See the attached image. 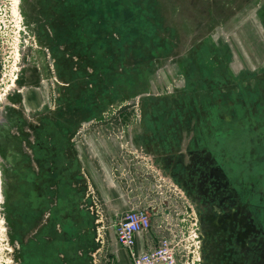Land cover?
<instances>
[{"label":"flooded vegetation","instance_id":"1","mask_svg":"<svg viewBox=\"0 0 264 264\" xmlns=\"http://www.w3.org/2000/svg\"><path fill=\"white\" fill-rule=\"evenodd\" d=\"M117 1L110 0L112 7L106 14L102 0H21L25 33L34 42L29 49L45 51L53 102L42 103L38 110L24 107L26 86L42 92L38 83L45 82L33 57L28 80L17 74V88L14 84L0 106V189L5 193L3 217L14 262L18 258L16 244L25 253L32 252L35 228L45 226L48 238L50 220L46 214L50 212L44 200H49L52 159L67 152L65 147L54 153L52 139L65 138L77 125L75 135L82 125L100 121L101 114L117 103L82 120L84 113L99 106L84 99L82 70L95 73L99 68L93 65L105 47L101 43L105 29L99 31V24L114 21L120 12H113ZM119 4L126 5V0ZM164 26L173 36V45L163 57L153 59L155 70L147 76L146 87L140 88L146 78L143 75L124 99L138 103L141 129L138 138L133 136L134 145L187 202L194 264H264V77L259 78L257 68L249 70L255 75L249 92L243 79L247 73L243 70L248 69L243 65L234 70L233 46L214 48L220 72L188 57L181 62L177 55L180 35L173 27ZM237 42L233 48L236 54L243 50ZM109 47L115 49L114 43ZM255 48L253 45L252 50ZM168 61L176 66L180 80ZM254 65L259 67V59ZM167 76L171 78L167 80ZM155 83L166 90H157ZM135 167L140 171L143 165ZM148 180L147 175L140 181L132 179L131 187L151 208L149 193L154 186L148 185Z\"/></svg>","mask_w":264,"mask_h":264},{"label":"rangeland","instance_id":"2","mask_svg":"<svg viewBox=\"0 0 264 264\" xmlns=\"http://www.w3.org/2000/svg\"><path fill=\"white\" fill-rule=\"evenodd\" d=\"M156 1L162 9L165 24L173 27L177 34L180 35V37H178L180 40L177 55L181 62L184 63L185 59L188 57L190 60L193 59L194 62L202 61L204 63L203 65H206L205 68L208 67L212 71L220 72V58L215 56L214 51L220 49L219 44L226 45L227 49L230 48V46L235 48L236 43L234 42L238 41L237 43L243 50H238L236 54V51L232 48V56L233 52L235 54L233 56L234 60L232 59L234 70L238 71L243 65L244 68L248 69L247 71L243 70L247 72L244 73L246 76H244L243 79L246 82V88L249 92V88L255 85V81L253 80L255 78H252L255 77V75H252V73L250 74L249 70L257 68L260 74L259 78L261 77L262 79L264 77V74H262L264 73V0ZM20 4L21 0H0V106L4 102V98L7 96L6 94H9L17 86V83L15 84L17 74L20 73L19 76L22 77L23 80H28L29 73H32V71L29 72V69H31L33 65L34 57L43 70L42 73L45 82L41 83V80H39L40 82L38 83L40 85L38 87L43 89V91L38 92L35 90L36 88L30 89L29 86H26V90L23 92L22 96L25 99L23 104L25 109L27 108L26 110H32L33 108H37L36 110H38L44 102L52 105L53 96L51 93L50 76H46L48 72H45V69L48 71L45 51L38 48L29 49V45H34V42L30 39L28 33H25L26 30ZM241 27L243 30L240 32ZM234 33H238L236 39L233 36ZM233 37L235 40L232 39ZM228 40H230V42H227ZM252 41L253 44H251ZM200 42L202 43L200 44ZM253 45L254 47L256 46L255 51L252 50ZM247 47L251 48L247 50ZM23 48H25V50ZM222 48L223 47H221V49ZM258 59L259 67L254 65ZM166 64L175 69V78L180 80V74H178V70L176 71L174 63L168 61ZM170 73H173V71H170ZM248 77L252 79L247 80ZM170 78L171 77L167 76V79ZM20 83L22 87L24 83L21 81ZM14 84L15 87H13ZM262 85L260 81V86ZM165 90L166 89H163L162 91ZM137 105L138 103L136 100L126 99V101L122 100L117 102L112 108L107 109L105 113L101 114V116L103 115L101 119L103 124L100 126L103 127V130H109L111 138L122 134V132L125 134H123L125 139H128L129 134H132L131 136H137L136 138H138L141 126L138 121L139 112L136 107ZM129 110L131 114H128ZM125 114L126 117H124ZM130 115H132L131 120L129 118ZM93 126L92 124L90 127ZM82 128L86 129L88 127L79 128L73 136L75 142L77 140L79 141L77 137L79 133H81ZM85 131H89L93 136H97L98 133L96 127L86 129ZM119 157L125 158L130 161V163L134 161L133 164L138 162V164H140L141 162V159L135 158L134 155L127 153L125 148L121 147L115 154V158ZM144 172L145 170L142 171V173ZM149 172H151V170H149ZM5 206V193L3 191L2 194V189H0V264H14L12 258V245L9 240H7V223L3 217V214H5ZM178 207H180V210H178V212H180L179 216H173L172 212L174 208L169 207V209L167 208L163 213V220L165 219V215H172L173 219L176 220V224L169 225L172 229V231L168 230L169 234L175 235L177 237L176 243L178 246L183 250H187L186 247L190 246L193 233L185 208L187 207V203L183 197L178 199ZM121 216L122 212L120 211V213L117 214L116 222Z\"/></svg>","mask_w":264,"mask_h":264},{"label":"crops","instance_id":"3","mask_svg":"<svg viewBox=\"0 0 264 264\" xmlns=\"http://www.w3.org/2000/svg\"><path fill=\"white\" fill-rule=\"evenodd\" d=\"M157 77L156 74L154 78L157 80ZM156 85L157 90L163 89L164 85L159 83ZM129 113L131 114V111H128ZM129 118L131 120L132 115ZM92 124L94 126L90 127ZM101 124L103 121L100 120L81 126L88 127L86 129L96 127L97 136H93L89 131H85V128H82L77 137L78 142L74 141V137L71 138L79 162V175L84 181V189L73 203L61 202L59 204V207L62 208L60 210L65 211L63 215L60 214V218L55 217L57 211L52 213L51 244L37 248L32 241V252L29 253H25L24 249L20 247L21 245L16 244L18 258L14 264L130 263L129 251L122 248L116 241L114 227L117 214L120 211L123 214L128 209L145 206L144 203L147 199L140 196L136 188L131 187V181L132 179L134 182L140 181L145 174H148L149 168L154 173L158 172L149 166L148 157L134 145L132 134H129L128 139L124 138L123 132L111 138L109 130H103ZM117 147L125 148L127 153L141 159L140 164L143 165L145 172L136 170L134 161L130 163L123 157L115 158L119 149ZM128 178L131 181L127 180ZM62 192L63 189L59 186L57 190L59 196L62 195ZM165 210L163 208L154 212L151 215V228L136 235L134 246L136 254L151 250L160 238L170 236L168 230L171 228L168 222L164 224L162 220ZM48 215L47 213L46 218Z\"/></svg>","mask_w":264,"mask_h":264},{"label":"trees","instance_id":"4","mask_svg":"<svg viewBox=\"0 0 264 264\" xmlns=\"http://www.w3.org/2000/svg\"><path fill=\"white\" fill-rule=\"evenodd\" d=\"M102 1L106 2L104 7L106 14H108L107 9L112 7L110 0ZM123 1L118 0L113 8V12L120 10V12H117L118 15L113 16V22H100L99 24V31L105 29V35L101 37V43L105 47L101 48L99 59L93 61V65L99 68L94 70L95 73H88L85 69L82 70L84 99L90 104L94 102L99 105L97 106L98 110L95 108L84 113L82 120L88 119L97 113L100 114L109 104L124 100L133 92V88L143 80V75L146 78L140 88H145L148 81L147 76L155 70L153 59L163 57V53L173 45V36L165 32V29H167L164 26L165 20L156 0H126V5L119 4ZM121 9H124L123 13ZM112 43L115 46L113 50L109 47L112 46ZM76 127L77 125L72 129L69 128L70 130H68L65 138L62 136L52 139L53 152L55 149L60 152V149L65 147L67 152L65 156L59 154L58 158L53 156L52 159L51 183L47 187V191L50 192L47 196L49 200L47 198L44 200L45 209L50 212L48 218L50 221L46 225L47 231H49L47 236L50 240L44 235L45 226L36 229L31 239L37 248L51 244L50 224L53 220L52 213L57 211L55 217L60 218V214L63 215L65 212L60 210L62 208L59 207V204L61 202L73 203L84 189V181L79 175L76 150L71 143ZM65 130L67 132V127ZM56 131H58L57 128L54 132L56 133ZM61 132L63 134V129ZM59 186L63 189L61 196L57 193Z\"/></svg>","mask_w":264,"mask_h":264},{"label":"built area","instance_id":"5","mask_svg":"<svg viewBox=\"0 0 264 264\" xmlns=\"http://www.w3.org/2000/svg\"><path fill=\"white\" fill-rule=\"evenodd\" d=\"M149 169L152 171L151 168ZM140 171H143V168ZM152 172L151 174L148 170V174H145L149 178L148 185L154 186L151 193H149L152 196L150 204L153 203L150 205L151 208L147 206L143 208L136 207L128 209L123 213L114 227L116 241L122 248L129 251L131 257L129 264H194L193 237L191 238L190 246L186 247L187 250H183L178 246L176 243L177 237L171 234L170 236L160 238L155 246L147 252L140 254L134 252L136 235L140 232H146L151 228V215L154 212L159 211V209L172 207L174 208L172 212L173 216L177 217L180 214L178 212L180 210L178 199L183 197L182 193L175 185L164 180L158 173ZM160 199L162 200L160 201ZM185 208L187 209V207ZM187 217L189 221L188 213ZM163 222L164 224L168 222L169 225L176 224V220L173 219L171 214L165 215ZM169 230L172 231V229Z\"/></svg>","mask_w":264,"mask_h":264}]
</instances>
